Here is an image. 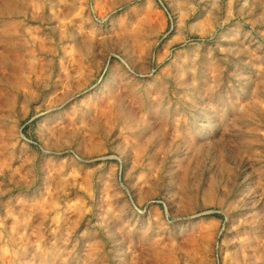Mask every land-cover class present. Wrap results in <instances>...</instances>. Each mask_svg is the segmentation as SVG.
<instances>
[{"label":"rangeland","instance_id":"374dc122","mask_svg":"<svg viewBox=\"0 0 264 264\" xmlns=\"http://www.w3.org/2000/svg\"><path fill=\"white\" fill-rule=\"evenodd\" d=\"M0 264H264V0H0Z\"/></svg>","mask_w":264,"mask_h":264}]
</instances>
